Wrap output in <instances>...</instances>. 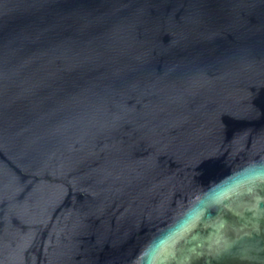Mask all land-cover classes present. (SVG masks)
Segmentation results:
<instances>
[{"label":"water","instance_id":"95a60500","mask_svg":"<svg viewBox=\"0 0 264 264\" xmlns=\"http://www.w3.org/2000/svg\"><path fill=\"white\" fill-rule=\"evenodd\" d=\"M264 0H0V264H264Z\"/></svg>","mask_w":264,"mask_h":264},{"label":"clouds","instance_id":"9594fccd","mask_svg":"<svg viewBox=\"0 0 264 264\" xmlns=\"http://www.w3.org/2000/svg\"><path fill=\"white\" fill-rule=\"evenodd\" d=\"M253 182H264V172L253 170L249 175Z\"/></svg>","mask_w":264,"mask_h":264}]
</instances>
